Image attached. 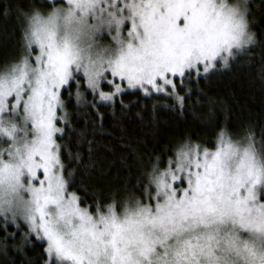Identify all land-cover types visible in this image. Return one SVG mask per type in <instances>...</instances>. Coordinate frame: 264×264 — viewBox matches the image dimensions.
Instances as JSON below:
<instances>
[{
	"label": "snow or ice",
	"instance_id": "snow-or-ice-1",
	"mask_svg": "<svg viewBox=\"0 0 264 264\" xmlns=\"http://www.w3.org/2000/svg\"><path fill=\"white\" fill-rule=\"evenodd\" d=\"M104 31L108 45L96 40ZM244 34L226 0H67L28 19L27 54L0 72V213L46 241V264H264V158L251 144L223 132L214 151L181 144L165 171L153 168L147 203L92 212L69 192L57 142L73 85L103 102L125 83L175 94L185 78L227 66Z\"/></svg>",
	"mask_w": 264,
	"mask_h": 264
},
{
	"label": "trees",
	"instance_id": "trees-1",
	"mask_svg": "<svg viewBox=\"0 0 264 264\" xmlns=\"http://www.w3.org/2000/svg\"><path fill=\"white\" fill-rule=\"evenodd\" d=\"M49 5L0 0V72L21 55L27 23L22 13ZM250 10L256 43L236 51L227 67L188 77L182 107L140 89L101 102L82 82L85 99L71 95L70 122L57 139L69 189L84 206L105 210L132 198L144 200L141 193L153 167L164 168L184 143L215 148L221 132L236 141L252 138L264 158V0H253ZM76 89L73 85L67 91ZM45 248L24 223L0 215V264H46Z\"/></svg>",
	"mask_w": 264,
	"mask_h": 264
},
{
	"label": "rangeland",
	"instance_id": "rangeland-1",
	"mask_svg": "<svg viewBox=\"0 0 264 264\" xmlns=\"http://www.w3.org/2000/svg\"><path fill=\"white\" fill-rule=\"evenodd\" d=\"M44 1H48L49 3H50V5L49 6H40V7H37L34 11H33V13L31 14V15H34V14H37V13H39L42 17H47L52 11H53V9H55V8H61V7H67V0H44ZM253 0H248V14H247V19H248V23H249V30L250 31H253V32H255V30H254V28H253V24H254V22H253V20L250 18V14H251V10H250V4H251V2H252ZM226 2L227 3H231V0H226ZM28 28V19H27V23H26V29ZM125 32H126V29H125ZM113 35H114V33H113ZM96 40H97V43L98 44H100V45H108V44H110L112 41H111V36L107 33V31H104L103 33H101V34H98L97 35V37H96ZM256 40H257V37H256ZM255 43H256V41H255ZM255 43H253V44H250V45H248V46H246V47H244V48H247V47H250V46H252V45H254ZM24 45H23V48H22V50H21V55L19 56V58L16 60V61H14V62H11L10 64H8V66L10 65H12V64H15V63H18L21 59H22V57L24 56V55H26L27 53H26V41H25V39H24V43H23ZM35 47V46H34ZM243 48V49H244ZM238 50H241V49H237V50H235L234 51V55H235V53H236V51H238ZM36 54H38L36 51H34L33 52V56L34 55H36ZM234 55L232 56V57H230L229 58V62H228V65L230 64V62H231V59L234 57ZM227 65V66H228ZM7 65H5V66H3V68H7L8 67ZM227 66H225V65H223V63L221 62V61H218L217 62V64H216V67L214 68V69H212L211 71H213V70H215V69H217V68H225V67H227ZM4 69V70H5ZM0 70H2V68H0ZM3 70V71H4ZM2 71V72H3ZM210 71V72H211ZM203 72V70L201 69V73ZM209 72V73H210ZM207 75V74H206ZM202 76V75H201ZM193 77H196L195 75H193ZM186 79H188V78H185V80H184V84H183V86L182 87H184L185 88V90L186 89H188L189 88V83H187L186 81ZM85 83V85H86V82H84ZM182 87H180V86H178L177 87V89H176V92H175V94H172V90L169 88L168 89V93L169 94H165V93H156V92H154V91H152L151 92V94H153V93H155V94H161V95H165L166 97H168V98H170V99H172L177 105H179L180 107H182L183 106V103H184V99H183V102H182V104H181V102L177 99V96H180V97H183L184 98V94H183V90H184V88H182ZM86 88H87V86H86ZM91 92H92V90L91 89H89ZM102 90L103 91H105V92H112L114 89L113 88H111V87H109L108 85H106V84H102ZM127 90H134V89H128L127 87H126V83H125V90H124V92L125 91H127ZM184 90V91H185ZM77 92H79V96H77ZM124 92H122V93H124ZM143 92V91H142ZM93 93V92H92ZM122 93H120V94H118L117 96H119V95H121ZM144 93V92H143ZM185 93V92H184ZM65 94H67V95H65ZM71 95H72V97H74V98H77V101L79 100V101H81V100H84L85 99V94H84V91L81 89V88H79V89H76L74 92H72V91H63V93H62V97H61V99H62V101H63V107H62V109H60V110H58V115H60V116H63V117H65V119L64 120H62V121H60L59 122V124H58V126L59 127H62L63 129H64V132L62 133V134H57V138H58V136H62L64 133H65V130H66V127H67V125L69 124V122H70V109H69V105H68V101H69V98L71 97ZM95 95V94H94ZM96 97H97V99L99 100V96L98 95H95ZM117 96H115L114 97V99L112 100V101H107V102H105V103H111V102H113L114 100H115V98L117 97ZM101 102H103V101H101ZM225 138L226 139H228V140H230L234 145H236L237 147H239V148H241V149H243V148H246V147H248L249 146V144H251L252 145V147H253V149L255 150V152H256V154H257V158L258 159H260V158H263V155H262V153H261V151H260V149L259 148H257V146H259V145H257V144H255L254 143V140L252 139V138H246V140L245 141H243V140H241V141H236V140H233L232 138H228V136H226L225 135ZM219 139H220V135L218 136V138H217V144H216V147L218 146V141H219ZM57 142H58V139H57ZM59 143V142H58ZM60 144V143H59ZM193 146H199V145H197V144H193ZM0 147H6V145H0ZM201 149H203V147H201V146H199ZM215 147V148H216ZM215 148H213V149H209V150H212V151H214L215 150ZM175 160V156H174V159H171V160H169V161H174ZM169 161H166L165 163H166V166L164 167V168H162V166H155V168H157V169H159V171H165L168 167H169ZM154 168V167H153ZM153 173V169H152V172H151V174ZM154 187V186H153ZM69 192H73V191H71L70 189H69ZM262 195H264V193H261ZM77 196L80 198V196L77 194ZM145 198H144V202L145 203H147V197L146 196H144ZM80 200H81V198H80ZM114 204V203H113ZM116 206H117V211L118 212H122L123 211V207H124V205H121V207H119L117 204H115ZM81 207H87V206H84L82 203H81ZM88 208L90 209V207L88 206ZM96 210V209H95ZM95 210H91L90 209V211H92V212H95ZM103 210V209H102ZM107 210V206H106V209L105 210H103V211H106ZM0 215L1 216H3V217H5V215L3 214V213H0ZM6 218V217H5ZM6 219H8L9 221H12V222H15V223H24L26 226H27V228H28V231L31 233V234H33V235H35L34 233H32L31 231H30V228H29V225L27 224V222L26 221H24L22 218H16L15 220H13L12 219V217H11V214L9 213V214H7V218ZM36 237V236H35ZM40 240V239H39ZM41 241H43L45 244H46V246H47V243H46V241H44V240H41Z\"/></svg>",
	"mask_w": 264,
	"mask_h": 264
},
{
	"label": "clouds",
	"instance_id": "clouds-1",
	"mask_svg": "<svg viewBox=\"0 0 264 264\" xmlns=\"http://www.w3.org/2000/svg\"><path fill=\"white\" fill-rule=\"evenodd\" d=\"M228 4L239 10V12L241 13V18L243 20V23L245 24V34L242 40L241 47L239 48V49H243L244 47L253 44L256 41V33L249 30V23L247 19L248 0H231V3ZM22 15H24L25 18L27 19H29L32 16L26 12H23Z\"/></svg>",
	"mask_w": 264,
	"mask_h": 264
}]
</instances>
